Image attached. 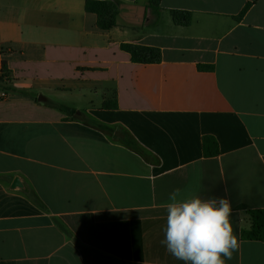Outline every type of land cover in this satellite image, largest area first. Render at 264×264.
<instances>
[{"label":"crops","instance_id":"0c3cea01","mask_svg":"<svg viewBox=\"0 0 264 264\" xmlns=\"http://www.w3.org/2000/svg\"><path fill=\"white\" fill-rule=\"evenodd\" d=\"M86 1L0 0L14 89L0 86V264H90L82 248L102 264H184L160 243L176 188L228 199L240 248L226 264H264V242L241 239L264 209V0H111L110 31ZM125 43L161 63H134ZM59 107L123 128L147 155ZM205 136L219 156H204Z\"/></svg>","mask_w":264,"mask_h":264},{"label":"clouds","instance_id":"9594fccd","mask_svg":"<svg viewBox=\"0 0 264 264\" xmlns=\"http://www.w3.org/2000/svg\"><path fill=\"white\" fill-rule=\"evenodd\" d=\"M165 209L166 226L160 243L184 264H226L239 250L228 199L184 195L176 188L169 194Z\"/></svg>","mask_w":264,"mask_h":264},{"label":"trees","instance_id":"16d2710c","mask_svg":"<svg viewBox=\"0 0 264 264\" xmlns=\"http://www.w3.org/2000/svg\"><path fill=\"white\" fill-rule=\"evenodd\" d=\"M155 5L157 6V8L160 9L159 0H152V6H155ZM249 8H250V5L248 4L243 9L241 14L238 17H236V19L241 20ZM85 9H86V12L96 15L97 27L99 28V30L110 31L111 29L116 27L117 17L119 15L118 2L111 1V0H87ZM172 17H173L174 23L178 26H190V24L192 23V13L190 12L172 11ZM122 50L130 54L132 61L137 64H159L162 61V51L156 47L125 43V44H122ZM200 69L213 70L214 67L200 66ZM10 82H11L10 72L8 70L7 65L4 62H2V68L0 72V86H2L3 91L7 93L14 92V89L9 86ZM31 96L40 102L47 103L46 99L43 96H37L36 94H32ZM48 104H50V102H48ZM104 108L108 110L117 109V104L116 102H113V103L106 102L104 104ZM59 109L67 113L72 118H80L86 121V123L91 124L95 126L96 128H99L105 131L109 135V137L112 138L111 137L112 132H113L112 130H114L115 127H110L107 125L100 124L96 122L95 120H86L82 116V112L76 109H71V108H66V107H59ZM116 128H120V127H116ZM120 129H123V128H120ZM135 144L136 146H133L132 148L128 146L127 147L136 151L137 153H140L143 156L147 155L136 142ZM203 152H204V156L207 158L217 157L220 155L219 144L214 137L212 136L204 137ZM248 216L251 222V226L249 229H243L241 231V239L246 240V241L264 242V209L250 210L248 211ZM82 255L87 262L92 258L91 253L88 252L87 249L85 248H82Z\"/></svg>","mask_w":264,"mask_h":264},{"label":"rangeland","instance_id":"374dc122","mask_svg":"<svg viewBox=\"0 0 264 264\" xmlns=\"http://www.w3.org/2000/svg\"><path fill=\"white\" fill-rule=\"evenodd\" d=\"M84 107H86V104L82 105ZM112 139H114L117 142H120L130 148H132L133 146H136L135 142L133 141V139L129 136V134L120 128H115L114 130H112Z\"/></svg>","mask_w":264,"mask_h":264},{"label":"built area","instance_id":"2783aa9c","mask_svg":"<svg viewBox=\"0 0 264 264\" xmlns=\"http://www.w3.org/2000/svg\"><path fill=\"white\" fill-rule=\"evenodd\" d=\"M1 68H2V61H0V72H1ZM1 97H2V98H6L7 95L4 94V93H2V94H1Z\"/></svg>","mask_w":264,"mask_h":264},{"label":"water","instance_id":"95a60500","mask_svg":"<svg viewBox=\"0 0 264 264\" xmlns=\"http://www.w3.org/2000/svg\"><path fill=\"white\" fill-rule=\"evenodd\" d=\"M89 263L90 264H102L100 262L95 261L94 259H90Z\"/></svg>","mask_w":264,"mask_h":264}]
</instances>
